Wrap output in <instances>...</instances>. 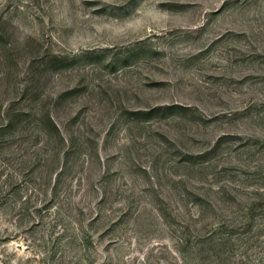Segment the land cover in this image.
Wrapping results in <instances>:
<instances>
[{
	"label": "rangeland",
	"instance_id": "rangeland-1",
	"mask_svg": "<svg viewBox=\"0 0 264 264\" xmlns=\"http://www.w3.org/2000/svg\"><path fill=\"white\" fill-rule=\"evenodd\" d=\"M0 264H264V0H0Z\"/></svg>",
	"mask_w": 264,
	"mask_h": 264
}]
</instances>
